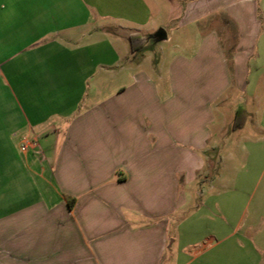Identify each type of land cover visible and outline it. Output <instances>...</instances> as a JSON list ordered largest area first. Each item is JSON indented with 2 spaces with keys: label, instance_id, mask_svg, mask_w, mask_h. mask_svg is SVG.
<instances>
[{
  "label": "crops",
  "instance_id": "1",
  "mask_svg": "<svg viewBox=\"0 0 264 264\" xmlns=\"http://www.w3.org/2000/svg\"><path fill=\"white\" fill-rule=\"evenodd\" d=\"M7 1L0 90L14 115L0 117V264H264L224 221L181 230L187 219H171L192 201L183 186L213 163L208 139L243 107L213 130L214 57L218 90L243 91L246 50H264L253 26L264 0ZM159 30L172 46L144 67L129 35ZM176 236L200 244L168 252Z\"/></svg>",
  "mask_w": 264,
  "mask_h": 264
},
{
  "label": "rangeland",
  "instance_id": "2",
  "mask_svg": "<svg viewBox=\"0 0 264 264\" xmlns=\"http://www.w3.org/2000/svg\"><path fill=\"white\" fill-rule=\"evenodd\" d=\"M225 16H229L227 11L221 10L216 13V17L223 18ZM254 16V32L259 33L261 40L264 36V10L259 6ZM232 25L234 24L230 23L225 26L229 33L227 38L229 43L235 38L236 33ZM170 26V28H174V23ZM113 28L118 32L122 31L119 27L114 26ZM237 31L239 32L238 29ZM171 46L170 41L153 38L150 35L146 36L143 47L140 49L141 53H145L144 67L149 68L146 66L148 61L150 64L152 60L157 62L161 51L167 55ZM247 52L250 53L243 60L246 83L243 91H234V93L232 88L219 91L220 86L218 85L221 82L222 72L217 57H214L212 67L215 87L212 98L216 115V121L212 126L213 130L216 132L221 127L222 112H224L225 118L233 117V106L238 102L245 109L241 114L242 118H245V124L236 129H232L231 126L226 127L222 133H215L208 139V144L214 145V148L207 153L208 156H212L213 163L207 172L198 173L197 182L189 184L187 187L183 186V198L188 196V198H192V201L177 209L171 219L180 217L187 219L186 223L182 224L181 230H186L191 221L200 224L201 228L206 227L203 225L205 219L209 220L206 223L210 227L212 224L213 227H216L217 222L224 221L227 224L226 229L232 232L228 236L231 242L239 239L240 243L244 245L255 244L259 247L260 258L264 261V50L256 52L254 49L250 51L247 49ZM188 55L190 54L187 51L185 56ZM232 69L233 63L230 68L231 73ZM188 95V92H182L181 98L186 100ZM202 98V93H197L195 100L200 101ZM11 115H14L11 99L8 93L0 90V117ZM186 158L183 152V165ZM198 158L201 159L200 151ZM205 175L208 177L214 175V181H205ZM185 176L186 173L182 172V184H184ZM203 201H207V203L200 204L199 210H196L195 204ZM187 240L184 236L181 238L176 236V240L168 252L176 253L178 250L187 252L192 250L194 245L200 244L197 241Z\"/></svg>",
  "mask_w": 264,
  "mask_h": 264
},
{
  "label": "trees",
  "instance_id": "3",
  "mask_svg": "<svg viewBox=\"0 0 264 264\" xmlns=\"http://www.w3.org/2000/svg\"><path fill=\"white\" fill-rule=\"evenodd\" d=\"M137 34L136 33H132L129 35V41H130V47H131V50H137L139 48H141L144 44V40L145 38L143 36H138V41L136 39V36ZM245 109L244 107L242 106H239L236 111H235V116H234V121H233V124H232V129H236L240 126L243 125V118L241 116L242 112H244Z\"/></svg>",
  "mask_w": 264,
  "mask_h": 264
},
{
  "label": "water",
  "instance_id": "4",
  "mask_svg": "<svg viewBox=\"0 0 264 264\" xmlns=\"http://www.w3.org/2000/svg\"><path fill=\"white\" fill-rule=\"evenodd\" d=\"M155 38H161V37H164L165 34H164V31L163 30H159L157 31L155 34H154Z\"/></svg>",
  "mask_w": 264,
  "mask_h": 264
},
{
  "label": "built area",
  "instance_id": "5",
  "mask_svg": "<svg viewBox=\"0 0 264 264\" xmlns=\"http://www.w3.org/2000/svg\"><path fill=\"white\" fill-rule=\"evenodd\" d=\"M24 149V147H22Z\"/></svg>",
  "mask_w": 264,
  "mask_h": 264
}]
</instances>
